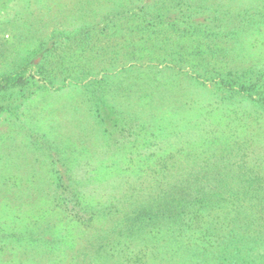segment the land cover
<instances>
[{
  "label": "rangeland",
  "instance_id": "374dc122",
  "mask_svg": "<svg viewBox=\"0 0 264 264\" xmlns=\"http://www.w3.org/2000/svg\"><path fill=\"white\" fill-rule=\"evenodd\" d=\"M159 1L0 0V264H264V112L165 41L264 0Z\"/></svg>",
  "mask_w": 264,
  "mask_h": 264
},
{
  "label": "trees",
  "instance_id": "16d2710c",
  "mask_svg": "<svg viewBox=\"0 0 264 264\" xmlns=\"http://www.w3.org/2000/svg\"><path fill=\"white\" fill-rule=\"evenodd\" d=\"M175 1L180 4L183 0ZM159 2H163V7L165 5L167 11L176 7L174 5H178L172 4V0H160ZM203 2H205V0H203ZM188 5L190 6V4ZM197 5L199 4H195L196 9L198 10L197 12L203 11L204 13V11H206L208 15L205 23L203 25L200 24L203 29H199L198 24L194 26L192 31L181 30L185 29L181 27L174 33V38H170L172 33L170 35L168 32L166 33H168L169 36L165 38V41L171 45L172 42L178 41L179 37L187 35L193 39L192 42L196 41L197 44L195 46L192 44L187 45L186 43L181 44V46L174 47V50L170 51L168 54H171L172 57H174L177 56L179 52L183 51V55L186 59L187 57H190L186 52L192 51V58L199 59L198 65L192 66V69L194 68L195 70L201 71L202 75L205 76L207 73H214L215 76L219 78H225V80H221V82L216 85L219 91L224 88V91L229 94L233 93L242 95L245 100H250L255 104L258 107L256 108L257 110L264 112V65L260 63H254L248 66L242 65L241 67L233 65L237 54L235 51L241 52L243 49L240 48L237 50V45L232 42H237L238 34H240L242 39L244 34L249 31H254V29L258 27V18L264 14V2L260 7H243L241 10L226 8L223 12H221V9L207 7L205 4H200L199 8ZM188 10L190 12H195L192 6L188 7ZM180 11L182 12V10ZM190 27L192 28V26ZM154 34L155 32H153L152 35ZM152 35H150L148 39V41L151 39L150 48H159V44L152 43L154 40ZM175 38L176 40L174 41L173 39ZM212 60H215L217 63L212 65L210 62ZM188 65L192 64L189 62ZM223 71H227L226 76H224ZM23 75L24 70H20L12 75L1 76L0 92L23 82ZM263 167L264 162L260 164L259 171L263 170ZM258 183L259 187H262L264 185V180L261 179ZM262 248L264 249V247ZM235 259L240 261L238 258ZM218 261L220 262V260ZM218 261H216V264H219ZM244 261L250 262L252 260L245 259ZM253 261L256 260L253 259Z\"/></svg>",
  "mask_w": 264,
  "mask_h": 264
}]
</instances>
